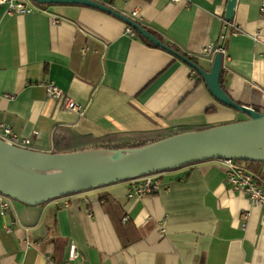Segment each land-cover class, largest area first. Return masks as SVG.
<instances>
[{
    "label": "crops",
    "instance_id": "1",
    "mask_svg": "<svg viewBox=\"0 0 264 264\" xmlns=\"http://www.w3.org/2000/svg\"><path fill=\"white\" fill-rule=\"evenodd\" d=\"M11 1L30 11L9 16L0 6V123L30 150L85 152L234 122L236 113L197 74L128 35L120 19L84 6ZM104 3L131 20L136 13L137 24L206 72L212 62L201 50L222 45V89L264 112V0H237L228 24L227 0ZM47 82L82 103V115L47 98ZM242 166L264 189V162ZM162 180L141 198H127L125 181L36 206L13 201L0 217V264H65L71 244L74 264H264V210L230 189L219 160L166 171Z\"/></svg>",
    "mask_w": 264,
    "mask_h": 264
},
{
    "label": "water",
    "instance_id": "2",
    "mask_svg": "<svg viewBox=\"0 0 264 264\" xmlns=\"http://www.w3.org/2000/svg\"><path fill=\"white\" fill-rule=\"evenodd\" d=\"M39 5H77L112 15L139 36L179 59L203 80L211 96L221 105L242 113L247 119L211 127L202 131L172 135L146 146L116 153L100 164L87 163L82 155L99 152L54 154L37 152L10 145L0 140V153L21 164L46 168L63 167L46 174H27L0 162V194L13 201L36 206L61 197L98 189L143 176L176 170L209 160L264 162L256 154L264 150V113L256 112L233 101L222 89L220 73L222 56L216 54L208 72L189 58L173 52L168 46L143 29L135 21L110 7L91 0H31ZM237 0H227L224 20H233Z\"/></svg>",
    "mask_w": 264,
    "mask_h": 264
},
{
    "label": "built area",
    "instance_id": "3",
    "mask_svg": "<svg viewBox=\"0 0 264 264\" xmlns=\"http://www.w3.org/2000/svg\"><path fill=\"white\" fill-rule=\"evenodd\" d=\"M91 1L105 5L104 0ZM1 5H7L6 15L9 16L25 15L30 11V9L21 2L15 3L11 0H0V6ZM260 13L264 15V4H262L260 7ZM132 16V20L135 21L137 14L133 13ZM53 23H56V19H53ZM125 32L128 35L136 36V32L129 26L126 28ZM216 54H220L222 56V60L226 58L225 50L222 45L216 47L208 45L201 50L200 55L212 62ZM191 74L196 75L193 70L191 71ZM43 86L45 88L47 98L61 99L62 108L64 110L75 113L79 116L82 115L84 110V105L82 103L73 101L69 97H66L63 91L52 82L44 83ZM0 140L23 149H29L31 145L29 140L20 139L8 126H5L1 123ZM219 162H221L225 168V179L230 189L236 193H239L240 195L245 196L250 204L259 206L262 208V210H264V189H262L258 179L249 171H247L242 165L237 164L235 160L225 159L219 160ZM163 173L164 172H160L128 181L129 186L127 189V198H141L143 196L158 192L164 186V182L162 180ZM12 204L13 200L11 198L0 194V217L2 219L11 213ZM244 217H246V215ZM127 220L128 217L122 218L123 223H126ZM13 225L14 223L11 222L9 226H5V231L10 233ZM77 256V247L71 244L69 246L68 257L65 264H74Z\"/></svg>",
    "mask_w": 264,
    "mask_h": 264
},
{
    "label": "bare ground",
    "instance_id": "4",
    "mask_svg": "<svg viewBox=\"0 0 264 264\" xmlns=\"http://www.w3.org/2000/svg\"><path fill=\"white\" fill-rule=\"evenodd\" d=\"M256 155L260 158H264V150L259 151ZM114 156H116V153L99 151L85 154L79 157H81L83 161H87V163L100 164L109 161ZM0 162L13 170L27 174H46L63 169V167L46 168L21 164L3 155L2 153H0Z\"/></svg>",
    "mask_w": 264,
    "mask_h": 264
},
{
    "label": "trees",
    "instance_id": "5",
    "mask_svg": "<svg viewBox=\"0 0 264 264\" xmlns=\"http://www.w3.org/2000/svg\"><path fill=\"white\" fill-rule=\"evenodd\" d=\"M155 38L156 35L155 34H152ZM143 39V38H142ZM158 39V38H157ZM143 41L145 43H147L148 45L150 46H153L150 42H148L147 40L143 39ZM173 52H178L180 53L174 46H168ZM181 54V53H180ZM183 55L184 57H186V55L184 54H181ZM192 62L194 63H197L195 59L193 58H189ZM199 79H201V77L199 75H197ZM202 80V79H201ZM239 104V103H238ZM240 105V104H239ZM252 109L256 112H261V113H264L262 111H260V109L256 106H253ZM206 129V128H205ZM204 128H197L195 129V131H202V130H205ZM177 133H174L172 135H176ZM170 135V136H172ZM165 137H161L155 141H151L149 138L147 137H138V138H133L131 140H128L127 142H124V143H121V144H116V145H109V144H104V143H97L96 145H94L91 149H88L87 151H126V150H132V149H137V148H140V147H143V146H146L148 144H151V143H154L156 141H159L161 139H164ZM65 154V153H64ZM235 162L237 164H240V165H243L244 163L246 162H242V161H239V160H235Z\"/></svg>",
    "mask_w": 264,
    "mask_h": 264
},
{
    "label": "rangeland",
    "instance_id": "6",
    "mask_svg": "<svg viewBox=\"0 0 264 264\" xmlns=\"http://www.w3.org/2000/svg\"><path fill=\"white\" fill-rule=\"evenodd\" d=\"M231 111H233L234 113H236V116L234 118V122H237V121H242V120H245L247 119V117L245 115H243L242 113H239L233 109H231Z\"/></svg>",
    "mask_w": 264,
    "mask_h": 264
}]
</instances>
